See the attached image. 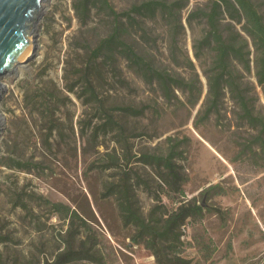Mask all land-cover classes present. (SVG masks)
<instances>
[{"label":"rangeland","instance_id":"374dc122","mask_svg":"<svg viewBox=\"0 0 264 264\" xmlns=\"http://www.w3.org/2000/svg\"><path fill=\"white\" fill-rule=\"evenodd\" d=\"M109 1L121 12L149 0ZM252 1L264 14V0ZM77 2L44 3L33 56L1 80L5 93L0 112L5 122L0 135V264L34 263L63 249L70 223L53 212L47 201L71 206L91 227L97 243L95 260L72 264H158L153 252L134 240L135 229L124 227L115 198L103 195L106 186L118 178V171H101L93 165L103 163L107 153L122 158L128 151L130 167L154 186L153 169L139 160L143 154L166 155L169 137L185 141L184 156L178 163L186 171V198L204 208L202 217L190 220L183 229L182 256L193 264H264V166L255 156L261 152L260 146L252 145L258 129L242 118L228 91L219 110L204 117L209 89L205 70L213 54L196 58L195 45L204 36L206 24L203 20L189 24L187 19L192 12L206 8L209 0L184 1V29L176 35L182 52L179 65L170 55L172 30L161 17L142 19L148 35L134 30L127 36L159 70L194 81L193 94L174 89L167 100L156 80L148 83L124 60L121 73L106 69L103 80H96L106 108H144L138 117L114 112L127 129V150L118 131L110 127L98 139L93 138L105 118L84 92L76 71L85 64L90 49L110 33L112 20L96 2L90 17L82 22ZM244 76L255 112L264 114V94L254 72ZM71 86L73 92L68 91ZM50 93L57 99L49 105L60 129L50 137L51 146L44 141L51 125L47 101L41 98L46 94L49 99ZM15 161L29 166L18 169ZM136 192L147 217L156 202L143 184ZM23 201L26 209L17 205ZM164 201L173 206L168 199ZM216 209L224 215L219 216ZM86 237L84 232L79 234L77 242ZM203 244L216 248L210 260L205 259Z\"/></svg>","mask_w":264,"mask_h":264},{"label":"trees","instance_id":"16d2710c","mask_svg":"<svg viewBox=\"0 0 264 264\" xmlns=\"http://www.w3.org/2000/svg\"><path fill=\"white\" fill-rule=\"evenodd\" d=\"M184 1L149 0L132 6L128 11L119 12L109 0H78L75 8L82 22L90 17L96 2L101 4L112 20L110 33L90 49L85 64L76 71L82 81L84 92L89 95V100L96 104V109L105 118L104 124L95 128L94 140L99 138L101 132L108 131L106 127H110L111 130L118 131V138L124 142L127 150V129L116 119L114 112L119 111L123 115L135 117L144 113V108L136 109L132 106L106 108L99 97L96 80H103L106 69L113 74H119L123 60L129 63V67L139 72L148 83L156 80L167 100L171 99L174 89L189 91L191 94L196 90L194 81L159 70L153 60L137 50L136 45L127 39L134 30H141L143 35H148L142 19L161 17L172 30L170 55L173 62L179 65L182 52L178 47L176 35L180 29H184L182 24ZM194 20H203L206 24L204 36L195 45L196 58L200 60L208 52L213 54L210 67L205 70L209 89L208 106L204 117L219 110L220 102L228 91L231 99L239 106L242 118L250 126L258 129V135L252 145L260 146L261 152L255 153V156L261 159L260 165L264 166V114L255 112L249 96L251 88L244 76L245 72L249 74L254 72L257 86L264 94V14L260 13L252 0H209L206 8L192 12L187 19L189 24ZM187 62L193 63L191 60ZM68 91L73 92L74 87L71 86ZM44 95L46 94L41 98L47 101L46 111H49L48 120L51 125L48 127L49 136L44 141L51 146L50 137L52 138L54 132H60L55 114L49 105L56 96L50 93L47 99ZM193 104L196 105V102ZM184 142L169 137L166 155L143 154L140 158L139 161L153 169L154 186L150 180L143 178L130 167L128 151L122 158L116 153H107L103 163L93 165L94 169L101 171L115 169L118 171L116 174L118 178L106 186L103 195L115 198L124 227L135 229L134 240L138 243L143 242L153 252L158 264H193L191 260L182 256L184 244L181 238L184 236V227L190 220L202 217L204 208L197 201L186 198L184 189L187 181L186 171L178 163L184 156L181 149ZM254 162L257 163L255 160ZM14 163L18 169L25 170L29 166L18 161ZM141 184L156 202L147 217L143 215L138 205L136 190ZM165 198L173 203L172 207L166 204ZM47 203L53 212L69 221L70 235L63 241V249L52 258L29 264H72L77 261L95 260L97 243L93 239L87 220L67 204L51 201ZM17 205L27 208L24 201ZM215 211L219 216L224 215L221 210ZM83 232L87 235L86 239L77 242V236ZM202 249L206 260H210L216 252V248H211L207 244H203Z\"/></svg>","mask_w":264,"mask_h":264},{"label":"water","instance_id":"95a60500","mask_svg":"<svg viewBox=\"0 0 264 264\" xmlns=\"http://www.w3.org/2000/svg\"><path fill=\"white\" fill-rule=\"evenodd\" d=\"M47 2L48 0H0V99L2 93H5L1 80L23 64L32 44L31 34L37 29L44 3ZM1 131L0 127V135Z\"/></svg>","mask_w":264,"mask_h":264},{"label":"bare ground","instance_id":"6f19581e","mask_svg":"<svg viewBox=\"0 0 264 264\" xmlns=\"http://www.w3.org/2000/svg\"><path fill=\"white\" fill-rule=\"evenodd\" d=\"M36 32H37V29L34 31L33 34H31V41H32V44H31V46L29 47V49L27 50V53H26V55H25V59H24L23 63L29 61V59L33 56L32 54H33V51H34V49H35V42H36V41L34 40V37L36 36V35H35ZM35 38H36V37H35ZM23 67H24V66H23ZM21 70H22V69H21ZM15 71H16V70H15ZM2 86H5V83H2ZM2 122H5V116L3 115V113L0 112V127H1V125H2Z\"/></svg>","mask_w":264,"mask_h":264}]
</instances>
